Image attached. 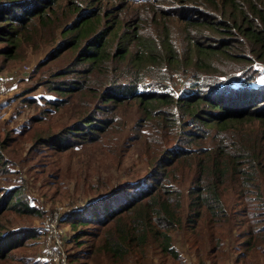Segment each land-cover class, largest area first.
Masks as SVG:
<instances>
[{"label": "trees", "instance_id": "16d2710c", "mask_svg": "<svg viewBox=\"0 0 264 264\" xmlns=\"http://www.w3.org/2000/svg\"><path fill=\"white\" fill-rule=\"evenodd\" d=\"M57 1L0 0V42H5L0 54L16 56L31 37L24 33L39 34L40 27L64 37L49 59L64 50L73 52L66 68L51 73L59 79L45 82L64 97L50 100L53 108L46 114L68 104L76 90L97 99L77 121L58 131L43 130L34 142L59 150L74 148L89 131L94 140L114 128L112 105L132 99L139 103L138 121L145 133L140 134L139 126L136 140L144 143L145 175L87 202L71 221L75 229L91 226L94 240L86 257L97 264L121 259L127 263L156 245L160 252L181 258L172 231L186 220L196 225L199 264H224V235L210 250L211 240L202 227L211 235L221 224L234 221L232 199H225L233 191L247 224L246 236L236 247V264H255L256 251L264 256V126L255 129L246 123L258 119L264 124V0H137L148 15L118 14L113 6L104 10L94 1L70 0L62 6L66 18L60 20ZM172 15L184 24L188 43L183 52L173 35L178 29L167 22ZM217 56L237 63L218 64ZM20 129L14 132L19 138L30 130ZM210 136L214 143L206 145ZM17 137L12 132L0 135L4 174L12 171L7 148ZM185 182L192 194L186 216L180 189ZM1 192L0 212L39 213L15 184ZM8 231L0 229V260L14 255L12 250L27 241L28 233L42 238L46 227ZM84 233L80 230L74 240Z\"/></svg>", "mask_w": 264, "mask_h": 264}, {"label": "rangeland", "instance_id": "374dc122", "mask_svg": "<svg viewBox=\"0 0 264 264\" xmlns=\"http://www.w3.org/2000/svg\"><path fill=\"white\" fill-rule=\"evenodd\" d=\"M67 1L70 2V0L57 1V11L60 14L56 15H60L59 20L66 18L62 6ZM76 1L82 3L86 0ZM87 1H94L97 5H102L104 10L113 6L118 14H147L146 8L140 6V2L137 0ZM167 22L178 29L179 33L173 30V35L176 36L183 52L185 44L188 42L185 40L186 34H182L185 31L180 16L172 15L167 19ZM38 30L39 34L24 33V36L31 37H28L29 40H26L18 48L16 56L9 59L0 54V75L5 77L8 86L7 91L0 93V135L4 138L7 133L12 132L17 137L18 135L14 133L16 132L15 128L18 130L22 128L25 131L30 128L21 138L17 137L18 140L12 142L10 140L11 145L7 148V158H9L10 164L7 167L12 171L5 174L0 172V198L4 197L1 192L2 188L6 190L10 185L15 184L25 193L22 198H29L31 205L38 207L39 213L29 214L4 209L0 212V229L6 228L9 230V234H13L25 230L27 232L33 228L46 227L47 229L54 223L55 226L52 225V229L59 231V234H56L57 236L54 238L60 242L59 244L62 243L68 264H97L90 257H86L90 249L89 242L94 240V236L89 233L92 230L91 226L80 225V228L75 229L71 221L76 216V212L83 209L87 202L95 201L116 186H123L127 180H132L141 174L145 175L148 162L144 153V143L143 140H136L139 126H141L140 134H145L142 131L144 128L138 121L141 115L139 103L132 99L125 100L118 105L113 104L111 114L116 116L114 128L109 132L98 133L94 140L89 139V136L92 135L89 131L85 137L79 139L82 141L74 148L59 150L54 145L50 148L47 145L34 142L35 134L48 129L58 131L63 125L70 124L74 120L77 121V116L80 113L86 109L94 108L97 103L95 97L85 93L87 91L76 90L71 95L68 104L57 111H50L46 114L47 110L53 108L50 106V100L62 95L54 90H49L45 82L51 77L53 81L59 79L51 76V73L66 68L72 60L73 52L64 50L56 59H49L51 50L61 43L64 37L52 36L50 27H40ZM4 44L5 42H0V46ZM215 62L218 64L237 63L220 56L215 57ZM260 76L264 77V68ZM82 93L85 94V97L83 101H80ZM96 112L101 111L97 110ZM246 124L255 129L264 126L258 119ZM213 143L214 140L210 136L206 145ZM180 189L182 192L181 211L186 216L190 210L192 195L189 183H183ZM225 191L228 192L227 187H225ZM225 199H232L230 214L234 221L221 224L220 227L214 229L215 232H212L211 235H208L207 229L202 227L203 224L201 227L211 240V245L208 246L210 250L215 246V240L224 235L226 250L221 254H228V257L225 254L224 264H236L239 256V248L236 247L242 244L241 242L246 236L247 224L243 221L244 214L239 211L238 197L235 193L232 191L225 194ZM54 212H56L55 217L49 218ZM58 215L59 217H57ZM80 230H85V233L76 241L74 236ZM196 231V225H188L186 220L182 227L172 231L173 243L179 249L181 258L175 259L171 255L164 254L155 245L153 248L149 246L143 256L139 254L138 258L134 257L127 263L121 259L111 263L105 261L104 264H120L118 262H124L122 264H199L202 257L194 245V240H198ZM48 234L49 231L47 234H43L42 238H33L31 233H28L27 241L20 246L17 245L12 250L14 255L1 259L0 264H45L43 261H46L44 258L46 254L57 259L56 249L48 248L51 238V235ZM50 244L54 245L53 242ZM77 252L78 258L73 259ZM256 253L255 264H261L262 261L264 262V256L260 254L261 251H256ZM211 261L212 259H209L210 263ZM46 262V264H54L53 261Z\"/></svg>", "mask_w": 264, "mask_h": 264}, {"label": "built area", "instance_id": "2783aa9c", "mask_svg": "<svg viewBox=\"0 0 264 264\" xmlns=\"http://www.w3.org/2000/svg\"><path fill=\"white\" fill-rule=\"evenodd\" d=\"M7 83H6V79H5V77H3V76H1L0 75V93H3V92H5V91H7ZM55 215H56V212H54L52 215H50L49 216V218H54L55 217ZM57 217H59V215L57 216ZM48 218V219H49ZM62 218L60 217V220H61ZM46 223H47V220H46ZM48 224H49V221H48ZM52 225H54V223L53 224H51L50 225V227H48L47 229H46V234L48 233V231H49V234L48 235H51V240L49 239V247L48 248H51V249H56V253H57V256H58V258L57 259H53V256L51 255V257H49L47 254H46V258L51 262V261H53V263L54 264H68V262H67V260H66V255H65V252H64V250H63V248H62V243L61 244H59L60 242H58V241H56L55 240V238L54 237H56L57 235L56 234H59V231L58 230H53L52 229ZM55 226V225H54ZM53 237V238H52ZM50 242H53L54 243V245H52V244H50ZM50 255V254H49Z\"/></svg>", "mask_w": 264, "mask_h": 264}, {"label": "bare ground", "instance_id": "6f19581e", "mask_svg": "<svg viewBox=\"0 0 264 264\" xmlns=\"http://www.w3.org/2000/svg\"><path fill=\"white\" fill-rule=\"evenodd\" d=\"M72 258V257H71Z\"/></svg>", "mask_w": 264, "mask_h": 264}]
</instances>
